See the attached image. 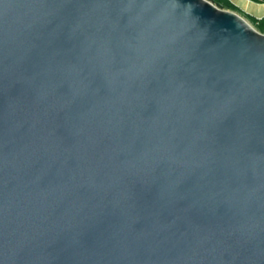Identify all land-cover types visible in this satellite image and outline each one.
I'll use <instances>...</instances> for the list:
<instances>
[{
  "label": "water",
  "instance_id": "obj_1",
  "mask_svg": "<svg viewBox=\"0 0 264 264\" xmlns=\"http://www.w3.org/2000/svg\"><path fill=\"white\" fill-rule=\"evenodd\" d=\"M0 264H264V36L206 0H0Z\"/></svg>",
  "mask_w": 264,
  "mask_h": 264
},
{
  "label": "crops",
  "instance_id": "obj_2",
  "mask_svg": "<svg viewBox=\"0 0 264 264\" xmlns=\"http://www.w3.org/2000/svg\"><path fill=\"white\" fill-rule=\"evenodd\" d=\"M234 3L237 6L236 12L240 15L247 13L251 20L264 17V4H249L246 0H234Z\"/></svg>",
  "mask_w": 264,
  "mask_h": 264
},
{
  "label": "trees",
  "instance_id": "obj_3",
  "mask_svg": "<svg viewBox=\"0 0 264 264\" xmlns=\"http://www.w3.org/2000/svg\"><path fill=\"white\" fill-rule=\"evenodd\" d=\"M206 1L212 3L214 6H216L220 10H228V11L236 12V9L227 0H206ZM253 1L258 2L259 0H253ZM252 21L254 24H256L254 20ZM257 27L261 32H263L264 22L259 24Z\"/></svg>",
  "mask_w": 264,
  "mask_h": 264
},
{
  "label": "built area",
  "instance_id": "obj_4",
  "mask_svg": "<svg viewBox=\"0 0 264 264\" xmlns=\"http://www.w3.org/2000/svg\"><path fill=\"white\" fill-rule=\"evenodd\" d=\"M235 9L237 8L236 4L234 3V0H227ZM249 4H264V0H259L258 2H255L253 0H246ZM237 13V12H236ZM238 16H240L242 18V16L238 13L237 14ZM244 15V14H243ZM245 17H247V13H245L244 15ZM248 18V17H247ZM244 19V18H242ZM256 22V26H258L259 24L263 23L264 22V17L262 18H256L254 20ZM259 34L263 35L264 36V31L263 32H258Z\"/></svg>",
  "mask_w": 264,
  "mask_h": 264
},
{
  "label": "rangeland",
  "instance_id": "obj_5",
  "mask_svg": "<svg viewBox=\"0 0 264 264\" xmlns=\"http://www.w3.org/2000/svg\"><path fill=\"white\" fill-rule=\"evenodd\" d=\"M223 11H225V12H232V13H235V14H238V13H236V12H233V11H228V10H223ZM242 16V18H244V20L252 27V28H254L257 32H261L259 29H258V27L253 23V21L251 20V19H249V18H247V17H245V16H243V15H241Z\"/></svg>",
  "mask_w": 264,
  "mask_h": 264
}]
</instances>
